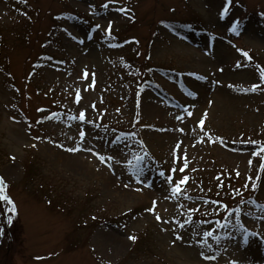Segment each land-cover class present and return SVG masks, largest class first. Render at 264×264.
<instances>
[{
  "label": "rangeland",
  "instance_id": "374dc122",
  "mask_svg": "<svg viewBox=\"0 0 264 264\" xmlns=\"http://www.w3.org/2000/svg\"><path fill=\"white\" fill-rule=\"evenodd\" d=\"M25 1L0 0V264H264V2Z\"/></svg>",
  "mask_w": 264,
  "mask_h": 264
},
{
  "label": "snow or ice",
  "instance_id": "6c2138e0",
  "mask_svg": "<svg viewBox=\"0 0 264 264\" xmlns=\"http://www.w3.org/2000/svg\"><path fill=\"white\" fill-rule=\"evenodd\" d=\"M107 7V5H105ZM244 55H247V53H244ZM85 76H87V72H85ZM80 120H84L85 119V115L83 112L80 113V116H79ZM81 137H83L85 135V133L81 132L80 133ZM177 147H179V145H177ZM79 149H68V151H78ZM261 151H264V149H262ZM257 155H259V153H257ZM111 158V157H110ZM182 170V169H181ZM173 171H176L175 169H173ZM161 175H163V173H161ZM251 179V178H250ZM187 180V177L183 178L180 180V184H184ZM4 188H5V182L3 180L2 177H0V199H8L7 196L3 195L4 193ZM174 192H179L180 191V188L177 187L175 189H173ZM149 211H154L153 209H149ZM158 221L161 220V217L157 216L156 217ZM0 235H2V233H0ZM209 236L212 235V233H208ZM132 239H135V237H132ZM247 239V238H245Z\"/></svg>",
  "mask_w": 264,
  "mask_h": 264
}]
</instances>
